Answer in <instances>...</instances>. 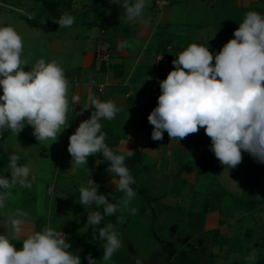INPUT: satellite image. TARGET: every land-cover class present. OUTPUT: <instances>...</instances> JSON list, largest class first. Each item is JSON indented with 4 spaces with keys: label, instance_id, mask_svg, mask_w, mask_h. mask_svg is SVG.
<instances>
[{
    "label": "clouds",
    "instance_id": "1",
    "mask_svg": "<svg viewBox=\"0 0 264 264\" xmlns=\"http://www.w3.org/2000/svg\"><path fill=\"white\" fill-rule=\"evenodd\" d=\"M111 3L121 5L126 21L148 23L143 17L147 0ZM74 22L71 15L56 21L60 28L71 27ZM233 35L215 54L209 47L191 43L176 55L173 70L159 81L161 94L147 118L153 126L154 141L163 140L167 132L176 143L203 128L211 139V151L227 168L242 162V152L264 164V15L246 12ZM23 49V38L15 27L0 26V136L8 131L17 137L27 125L32 127L39 144L48 140L53 143L70 126L69 108L79 104L80 97L72 94L69 98V81L55 60L46 62L41 58L25 71L28 62L22 58ZM90 100L94 110L70 135L67 151L77 166L87 165L89 156L101 155L110 162L106 171L112 175L116 190L124 193L120 201L113 203L98 192L99 186L91 179L94 187L79 189V203L85 210L96 206V210L86 211V225L94 228L92 239L105 241L102 260L107 264L124 244L112 222L97 226L118 210L135 214L136 209L130 206L136 196L132 187L135 180L125 164L134 152L127 147L114 150L105 142L101 121L115 118L119 111L116 104L94 96ZM19 160L18 154L10 156V178L0 174V209L5 208L17 186L30 189L35 180L30 167L19 164ZM27 216L18 208L8 217L6 223L11 226L12 236L0 234V264H81L80 255L69 251L72 245L64 233L52 227L27 234L22 248L17 250L12 241L19 240L25 232ZM86 259L88 264H97L90 253Z\"/></svg>",
    "mask_w": 264,
    "mask_h": 264
},
{
    "label": "crops",
    "instance_id": "2",
    "mask_svg": "<svg viewBox=\"0 0 264 264\" xmlns=\"http://www.w3.org/2000/svg\"><path fill=\"white\" fill-rule=\"evenodd\" d=\"M149 2L146 8L159 14V17L156 21L152 20V15L145 8L147 24L126 21L121 5L113 3L94 10L100 14L94 19L75 20L72 27L85 25L89 28L85 33L70 38L73 39L71 46L77 54H82L81 61L62 68L70 84L69 98L75 94L80 101L70 106V126L58 137L57 147L42 145L41 153L48 155L49 149H56L57 165L59 168L63 166L67 172L65 165L69 157L72 159L67 151L69 137L94 110L90 97L113 101L119 111L114 119L101 121L102 131L106 133L105 142L110 148L126 150L127 147L134 152L125 160L130 172L137 173L141 182L148 180L155 187H171L168 198L178 200V206L183 209L192 211L196 208L198 195L204 194L208 215L206 229L216 231V235H228L227 220L232 215L235 214L231 220L243 219L245 248L242 254L233 252L235 256L227 259V264H257L260 256L264 255V164L257 162L247 152H242L243 159L239 165L235 168L225 167L211 151V139L203 128L176 143L170 140L167 132L163 140L154 141L151 138L153 126L147 118L157 106L161 94L159 81L173 70L172 61L177 58L176 55L191 43L209 47L213 54L219 52L226 42L234 38V30L239 27L246 12L256 11L264 15V0H169L162 11L153 6L152 0ZM95 27L98 28L97 33L92 30ZM178 28L182 31L177 32ZM59 40L54 43L58 44ZM100 47L107 48L108 56L105 59H99L96 55ZM158 57L166 61L162 68L156 66ZM99 85L104 86L102 91L98 89ZM0 91L3 95L2 89ZM0 147L5 146L0 144ZM9 151L18 154L16 150ZM204 158L206 164L202 163ZM88 159L92 162L87 170L89 178L99 186L98 192L115 195L117 190L112 183L113 177L106 171L110 162L104 161L101 155L89 156ZM98 160L102 162L97 164ZM202 166H205V171H201ZM145 172L147 174L144 175ZM57 183L63 190L80 196L79 191L74 193L78 187L72 181V174L59 178ZM88 186L95 185L90 183ZM211 196H215V200L209 198ZM90 227L86 231H59L64 233L66 239L70 232L86 233ZM117 227L123 233L125 226L118 224ZM170 231L180 238L190 235L201 239L208 249L206 264L210 261L211 252L217 254L223 251L219 246H212L213 241L207 234L196 236L186 232L180 236L175 226L170 227ZM123 235L126 238L123 243H134L127 234ZM216 259L214 264L217 263Z\"/></svg>",
    "mask_w": 264,
    "mask_h": 264
},
{
    "label": "rangeland",
    "instance_id": "3",
    "mask_svg": "<svg viewBox=\"0 0 264 264\" xmlns=\"http://www.w3.org/2000/svg\"><path fill=\"white\" fill-rule=\"evenodd\" d=\"M149 1L147 0L148 4H150ZM104 2L108 4L111 3V0H65L56 14L59 19L64 15H76L75 20L77 21H85V18L91 20L100 16L95 11L101 5H104ZM145 10L152 15L150 16L151 19L153 17L152 20L156 21L159 17V14H155L150 8ZM144 13L143 17L145 18ZM51 15L49 10L43 8V3L38 0H0V26L11 25L15 27L23 38L22 58L28 62V66L26 65L24 68L25 71H28L41 58L46 62L55 60L61 67L72 65L75 61H81L82 54H77L71 46L73 39L70 38L75 34L85 33L89 28L85 25L61 28L58 24L49 25L47 21L52 19ZM28 20H35L38 25L31 27ZM92 30L98 32L97 27ZM181 31L182 29H179L177 32ZM59 38L58 44H55L54 42ZM101 49L102 47L96 53ZM97 57L96 59H98ZM2 136L0 144L5 146L4 151L16 150L20 156L19 164L28 165L31 169V175L35 176V180L32 181L30 189L17 186L13 190V195L6 201L5 208L0 209V234L12 236L11 226L6 221L18 208L26 211L28 216L24 225L25 232L19 237V240L12 241L17 250L22 248V240L27 234L39 231L43 227H52L57 231L62 229L86 231L89 226L86 225V211L96 210V206L92 205L91 208L85 210L84 206L79 203V196L63 190L57 181L65 175L72 174V181L78 187L74 190V193L79 191L82 186L89 187L90 175L87 170H89L88 166L92 162L88 159L87 165L77 166L72 164V159L69 157L68 163L65 165L67 172L63 166V169L59 168L56 149H49L50 153L48 155L41 153L42 145L57 147L55 144L58 141L52 143L51 140H48L39 144V141L33 136L31 126L26 125L24 131L17 137L8 131H5ZM7 166L8 163L3 162L0 156V174L10 178ZM72 170L74 171L71 172ZM130 173L135 180L132 187L136 191V196L130 205L136 209L135 214L129 215L126 211L118 210L115 216L105 217L100 226L103 227L112 222L116 231L120 233L122 241L126 239L123 238V233H125L129 236L130 241L134 243H123L124 247L114 253L107 264H137V261L142 264L140 251H148L152 245L158 242V238L167 237L172 226L176 227L177 235H183L186 232H192L196 236L207 234L213 241V247L216 245L223 249L222 252L214 253L218 258H215L217 260L216 264H227V259L231 260L235 256L233 252L243 253L246 243L245 233H243L246 231L245 226H243L245 224L243 219L241 221L231 220L235 214L232 215V218L227 220L229 224L228 235L222 233L216 235V231L206 229V216L208 215H206L207 208L205 209L204 206V194L198 195V201L195 203L196 208L190 211L183 209L180 205L178 206V200L168 198L171 195H168L171 187L168 189L155 187L148 180L141 182L137 173ZM139 184L140 186H137ZM106 196L111 202L116 203L121 200L124 193L117 191L115 195ZM156 197L159 199L155 200ZM209 198L215 200L216 197L211 196ZM118 224L125 226L123 233L120 228L117 229ZM97 264H104V262L98 260Z\"/></svg>",
    "mask_w": 264,
    "mask_h": 264
},
{
    "label": "trees",
    "instance_id": "4",
    "mask_svg": "<svg viewBox=\"0 0 264 264\" xmlns=\"http://www.w3.org/2000/svg\"><path fill=\"white\" fill-rule=\"evenodd\" d=\"M43 3V8L49 10V13L52 15V19H48L47 21L49 25H56V21L59 20V16L56 14L60 6L64 3L65 0H38ZM155 1L152 0L153 6H155ZM108 2V1H107ZM104 2L103 4L107 3ZM55 15V16H54ZM30 26L35 27L38 25L37 21L35 20H28ZM1 95V91H0ZM0 152H1V159L5 163H9V158L10 155L14 154L12 151L5 152L3 148L0 147ZM203 164H206L205 158L202 162ZM190 168V167H188ZM201 171H205V166H202ZM141 190V189H140ZM98 227V226H97ZM94 232L93 226H91L86 233H80V232H70L67 237L66 241L69 242L72 247L70 250L72 251L73 254H78L80 255L81 258V264H88L87 262V255L90 253L94 259L102 260V256L104 253V243L105 241L100 240V239H92ZM98 236V232H97ZM215 238V237H214ZM215 254L213 252L210 253V261L208 264H214L215 262ZM231 264H241V263H231ZM257 264H264V255H261Z\"/></svg>",
    "mask_w": 264,
    "mask_h": 264
},
{
    "label": "water",
    "instance_id": "5",
    "mask_svg": "<svg viewBox=\"0 0 264 264\" xmlns=\"http://www.w3.org/2000/svg\"><path fill=\"white\" fill-rule=\"evenodd\" d=\"M188 240L184 237L181 238L179 241L186 244V248L177 251L175 248L168 250L169 247L174 246L173 242L158 238V242L164 244L161 251L152 253L147 260L141 258V262L142 264H206L209 255L208 249L203 246V241L198 239L195 244H192L191 242L188 243ZM163 255H165V258L161 262L160 258Z\"/></svg>",
    "mask_w": 264,
    "mask_h": 264
},
{
    "label": "flooded vegetation",
    "instance_id": "6",
    "mask_svg": "<svg viewBox=\"0 0 264 264\" xmlns=\"http://www.w3.org/2000/svg\"><path fill=\"white\" fill-rule=\"evenodd\" d=\"M182 236V235H180ZM180 237H177L176 235H173V233L168 232V236L167 237H161V239H164L165 241H170V242H173L174 243V246L173 247H169L168 250H173L174 248L177 249V251L179 250H182V249H185L186 248V244H183L182 242H180L179 240H181V237L180 239H178ZM184 239H189L187 242H191L192 244L196 243V241L198 240V238H195V237H192L190 235H186L184 237ZM164 244H160L158 242H156V244L152 245L151 249H149L148 251H145V252H142L140 251V256L142 258H148L152 253L154 252H160L162 247H163ZM164 258H165V255H163L160 260L161 262L164 261Z\"/></svg>",
    "mask_w": 264,
    "mask_h": 264
},
{
    "label": "built area",
    "instance_id": "7",
    "mask_svg": "<svg viewBox=\"0 0 264 264\" xmlns=\"http://www.w3.org/2000/svg\"><path fill=\"white\" fill-rule=\"evenodd\" d=\"M169 4V0H156L155 1V8L158 11H162L167 5ZM100 49V48H99ZM99 59H105L108 56L107 48L102 47L100 51L97 52ZM166 64V61L162 57H158V60L156 61V66L158 68L164 67ZM98 89L102 91L104 89L103 85H99Z\"/></svg>",
    "mask_w": 264,
    "mask_h": 264
}]
</instances>
